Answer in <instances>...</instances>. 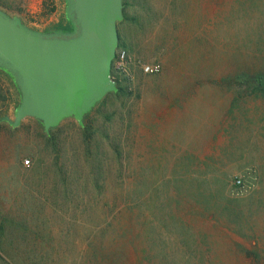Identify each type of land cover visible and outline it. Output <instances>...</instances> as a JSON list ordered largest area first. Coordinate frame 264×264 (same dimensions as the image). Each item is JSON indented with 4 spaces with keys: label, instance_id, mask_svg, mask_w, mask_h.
Returning <instances> with one entry per match:
<instances>
[{
    "label": "rangeland",
    "instance_id": "rangeland-1",
    "mask_svg": "<svg viewBox=\"0 0 264 264\" xmlns=\"http://www.w3.org/2000/svg\"><path fill=\"white\" fill-rule=\"evenodd\" d=\"M148 1L154 9L150 23L117 25L127 48H116L117 54L125 51V60L120 68L116 58L114 67L123 75L130 94L124 105L111 97L103 106L98 102L95 110L101 107L114 115L104 121L96 113V122L108 127L111 135L120 136L125 152L131 153L132 167L145 173L144 185L149 184L146 179L155 176L171 178L178 157L195 156L207 165L199 170L214 169L212 172L218 175L211 187L220 192L222 199L236 198L241 203V199L251 198L252 204V195L256 193L264 199V189L258 191L262 190L260 170L264 168V100L252 97L230 114V97L226 91L209 86L206 80L204 83L206 78L189 86V80H181L184 76L190 78L189 66L200 53L209 55L207 41L215 43L220 51L227 38L235 41L236 27L242 30L243 24L235 17L228 19L232 0H185L190 5L176 11L170 0ZM136 5L127 9L129 14ZM0 8L18 17L26 26L46 32L52 31L47 29L64 15L65 0H0ZM174 16L179 18L175 22ZM256 16L257 12L252 11V48L258 36H253L254 31L259 30L258 21L254 22ZM224 30L227 33L223 36ZM179 61L185 63L184 68ZM151 64H158L159 70L145 73L143 66ZM18 101L19 95L17 103H11L5 115L13 118ZM35 123L41 126L27 117L17 126L18 130L1 129L0 132V213L16 223L5 229L2 239L9 250H21L25 246L23 249L33 252L53 253V264H61L66 259L71 264L73 257L87 247L84 231L93 226L91 220L97 216L98 209L90 205L87 217L74 209V203L66 206L57 202L51 205L54 209L50 208L47 200L51 204L54 160L51 151L45 149L42 132ZM75 124L79 125L72 117L63 119L57 134L62 149L78 154L81 144ZM59 161L66 162V158ZM237 178L245 188L249 187L247 191L236 193L233 182ZM85 197L93 198L92 194ZM104 201L102 198L98 207ZM185 215L211 242L206 264H264L263 257L260 260L245 257L240 250V247L261 249L264 246L262 208L250 218L251 227L241 232L226 228L224 219L217 215L214 216L219 218L217 222L196 219L190 212ZM34 233L38 234L34 244H22L23 236L27 242Z\"/></svg>",
    "mask_w": 264,
    "mask_h": 264
},
{
    "label": "trees",
    "instance_id": "trees-1",
    "mask_svg": "<svg viewBox=\"0 0 264 264\" xmlns=\"http://www.w3.org/2000/svg\"><path fill=\"white\" fill-rule=\"evenodd\" d=\"M184 1L170 0L173 10L190 5V2ZM133 4L138 5L129 14L127 9ZM252 11L257 12L254 22L258 21L259 25V30L253 34H258L253 48ZM153 12L148 0H133L132 3L122 0L123 17L117 25L125 22L133 26H138L140 22L150 23L154 19ZM229 13L228 19L235 17L243 24L242 30L236 27L235 41L227 38L221 51L215 47V43L213 45L207 41L209 55L200 53L196 62L189 66V72H192L190 78L184 76L181 80H189V86L206 78L204 83L208 82L209 86L226 91L230 97L228 111L232 114L233 109L245 100L252 97L264 100V0H232ZM177 19L178 16H174L173 22ZM70 29V23L62 14L47 30ZM225 31L227 33L224 30L223 36ZM120 47L127 48V45L118 31L117 49ZM116 58L117 53L111 66L116 90L108 92L99 101L102 106L108 97L124 105L130 94L123 75L114 67ZM179 64L184 68L183 61H179ZM17 100L18 93L10 76L0 69V132L1 129H19L1 120L7 114L10 104H16ZM95 107L85 115L82 125L75 124L81 144V152L78 154L70 153L67 148L62 149L57 134L61 126L46 133L35 123L42 132L45 149L51 151L54 160L51 204L49 198L47 200L50 208L54 209L52 206L57 205V202L66 206L74 203V209L80 210L87 217L90 216V205L94 204L98 209L97 216L91 220L93 226H88L84 231L83 238L87 247L73 257L71 264H206V255L212 248L211 242L208 236L197 231L195 222L186 213L190 212L196 219L215 222L219 219L217 216H220L226 228L228 226V229L234 228L241 232L251 227L250 218L255 211L261 208L264 210V199L257 193L252 195V204L251 198L241 199V203L236 198L222 199L220 192L211 187L218 175L212 172L214 169L199 170L201 166L207 165L205 162L200 163L195 156L178 157L171 178L155 176L146 179L149 184L144 185L145 173L136 166L132 167L131 153L125 152L120 136L111 135L108 127L96 122V113L104 121L114 114L101 110V107L95 110ZM63 157L66 162L59 161ZM260 172L262 190L258 191H263V167ZM89 194L93 198L85 197ZM102 198L105 201L98 207ZM21 225L25 227V223ZM8 226H16V223L0 213V264L54 263L51 252H33L23 249L25 246L21 250H9L2 239ZM36 235L34 233L33 238L27 242L23 236L22 244H34ZM240 250L245 257L256 260L264 258V246L261 249L240 247ZM69 260H63L61 264H68Z\"/></svg>",
    "mask_w": 264,
    "mask_h": 264
},
{
    "label": "water",
    "instance_id": "water-1",
    "mask_svg": "<svg viewBox=\"0 0 264 264\" xmlns=\"http://www.w3.org/2000/svg\"><path fill=\"white\" fill-rule=\"evenodd\" d=\"M67 31H38L0 8V69L6 72L19 101L1 117L12 127L33 118L47 133L67 118L79 125L108 93L118 45L122 0H65Z\"/></svg>",
    "mask_w": 264,
    "mask_h": 264
},
{
    "label": "built area",
    "instance_id": "built-area-1",
    "mask_svg": "<svg viewBox=\"0 0 264 264\" xmlns=\"http://www.w3.org/2000/svg\"><path fill=\"white\" fill-rule=\"evenodd\" d=\"M125 60V51H122L117 54V64L120 68L123 67V63ZM159 70V65L158 64H151V65H144L143 66V71L145 73H152L156 72ZM234 189H237L236 193L247 191L249 187H244V184L241 179L237 178L234 180Z\"/></svg>",
    "mask_w": 264,
    "mask_h": 264
}]
</instances>
